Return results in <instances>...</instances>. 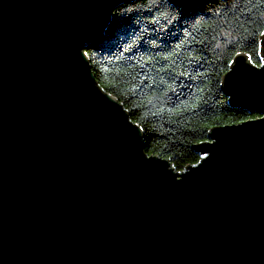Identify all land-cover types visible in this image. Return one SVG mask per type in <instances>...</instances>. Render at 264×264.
Masks as SVG:
<instances>
[{
	"label": "water",
	"instance_id": "obj_1",
	"mask_svg": "<svg viewBox=\"0 0 264 264\" xmlns=\"http://www.w3.org/2000/svg\"><path fill=\"white\" fill-rule=\"evenodd\" d=\"M134 1L0 0V264H264V119L210 130L177 172L97 84L85 48ZM261 47L221 89L264 117Z\"/></svg>",
	"mask_w": 264,
	"mask_h": 264
},
{
	"label": "trees",
	"instance_id": "obj_2",
	"mask_svg": "<svg viewBox=\"0 0 264 264\" xmlns=\"http://www.w3.org/2000/svg\"><path fill=\"white\" fill-rule=\"evenodd\" d=\"M263 35L264 0L194 10L135 0L115 9L85 53L100 89L143 130L145 152L183 172L201 159L195 147L210 130L260 117L233 107L221 82L238 54L262 66Z\"/></svg>",
	"mask_w": 264,
	"mask_h": 264
},
{
	"label": "snow or ice",
	"instance_id": "obj_3",
	"mask_svg": "<svg viewBox=\"0 0 264 264\" xmlns=\"http://www.w3.org/2000/svg\"><path fill=\"white\" fill-rule=\"evenodd\" d=\"M130 47H131V45H130ZM257 118L264 119V117H254L253 119H257Z\"/></svg>",
	"mask_w": 264,
	"mask_h": 264
}]
</instances>
